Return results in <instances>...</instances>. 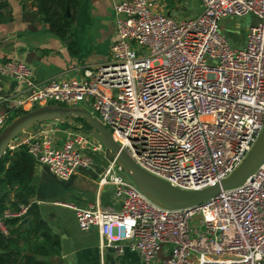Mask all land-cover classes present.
Returning <instances> with one entry per match:
<instances>
[{
	"label": "built area",
	"instance_id": "built-area-1",
	"mask_svg": "<svg viewBox=\"0 0 264 264\" xmlns=\"http://www.w3.org/2000/svg\"><path fill=\"white\" fill-rule=\"evenodd\" d=\"M200 1L197 16L176 19L160 0H116L109 61L77 76L37 84L22 59L0 63V74L25 86L9 99L11 107L87 105L149 173L183 189L219 181L241 162L264 123V0ZM248 14L256 21L240 46L231 45L219 22ZM12 117L0 115V130ZM51 132L37 130L24 145L59 179L90 166L89 153L105 149L71 126L60 137ZM100 182L112 184L118 210L73 208L78 228L98 230L102 246L121 252L126 245L142 264H264V160L242 184L190 208L153 203L113 156ZM27 210L6 207L0 233L8 234L7 219Z\"/></svg>",
	"mask_w": 264,
	"mask_h": 264
},
{
	"label": "crops",
	"instance_id": "crops-1",
	"mask_svg": "<svg viewBox=\"0 0 264 264\" xmlns=\"http://www.w3.org/2000/svg\"><path fill=\"white\" fill-rule=\"evenodd\" d=\"M115 1L79 0L67 29L75 39L72 51L68 41L51 32L48 25L35 14L29 0H0L4 16L0 21V63L12 58L22 59L32 69L35 83L43 84L51 79L77 76L88 66L109 61L110 46L116 37ZM165 1L175 2V5L168 7ZM160 2L164 4L162 11L176 19H182L174 15L176 10H180L179 5L189 7L187 17L197 16L202 10L200 0ZM223 20L227 21L221 19V22ZM224 36L228 40V36ZM243 37L235 44L232 40L228 42L240 46ZM24 89L22 82L0 74V115L19 112L11 107L9 99ZM65 128L57 121H48L35 128V132L44 129L60 137ZM35 132L32 129L20 134L13 146L24 144ZM89 154L92 164L79 167L65 180L55 177L45 165L35 163L33 199L52 231L59 234L60 240L63 235L72 241L76 254L74 260H68L60 247L58 254L48 256L46 260L51 264H142L139 254L126 245H123L121 252L102 246L98 230L81 231L77 226L74 206L84 208L92 204L114 210L120 207L112 184L100 182V175L112 158L111 153L100 150ZM166 253L167 248L163 247L158 257H165Z\"/></svg>",
	"mask_w": 264,
	"mask_h": 264
},
{
	"label": "water",
	"instance_id": "water-1",
	"mask_svg": "<svg viewBox=\"0 0 264 264\" xmlns=\"http://www.w3.org/2000/svg\"><path fill=\"white\" fill-rule=\"evenodd\" d=\"M69 15V13H67ZM83 119L87 128L75 120ZM48 121H57L74 126L87 133L106 148L122 171L134 182L137 188L156 205L166 209L190 208L206 203L221 192L245 182L264 160V123L241 162L219 181L198 189H183L156 177L141 168L117 144L110 130L105 127L87 108L47 103L35 106L12 117L0 130V158L6 157L10 146L18 141L20 134L35 129ZM3 178L0 175V180ZM24 218L22 222H25ZM62 253L68 260L75 259V248L70 239L61 237Z\"/></svg>",
	"mask_w": 264,
	"mask_h": 264
},
{
	"label": "trees",
	"instance_id": "trees-1",
	"mask_svg": "<svg viewBox=\"0 0 264 264\" xmlns=\"http://www.w3.org/2000/svg\"><path fill=\"white\" fill-rule=\"evenodd\" d=\"M78 5L79 0H30L29 3L51 32L68 41L72 51L75 39L67 29ZM3 19L0 5V21ZM75 120L87 128L83 119ZM6 154L0 158V175L3 176L0 180V214L6 207L17 209L20 205H28V210L21 218L6 220L9 230L7 235L0 233V264H51L46 257L58 254L61 240L42 217L33 199L35 161L24 144L8 149ZM24 218L27 220L22 222Z\"/></svg>",
	"mask_w": 264,
	"mask_h": 264
},
{
	"label": "rangeland",
	"instance_id": "rangeland-1",
	"mask_svg": "<svg viewBox=\"0 0 264 264\" xmlns=\"http://www.w3.org/2000/svg\"><path fill=\"white\" fill-rule=\"evenodd\" d=\"M165 2L168 4V7L175 5V2L174 3L173 2L169 3V1H165ZM183 4H185V3H183ZM178 7L180 8V10H176L174 12V15L177 18H184V17L189 16V14H190L189 13L190 12L189 7H186V5L185 6L179 5ZM225 20H227V21L224 22V20H223L222 22L221 21L219 22V31L221 34L227 35L228 40L229 41L232 40L233 44H235L239 39H242V36L244 35L247 26L255 22V18L250 14L244 15V16H238V17H226ZM217 62H218L217 59H214V63H217ZM84 106L88 110H90L87 105H84ZM12 115L15 116V114H12ZM62 125H63V128H64V126H66L65 124H62ZM79 125H81V123H79ZM71 127L73 129L80 130L77 127H74V126H71ZM29 131H31V130H29ZM34 132H35V129H34ZM103 150H107V149L105 148Z\"/></svg>",
	"mask_w": 264,
	"mask_h": 264
}]
</instances>
